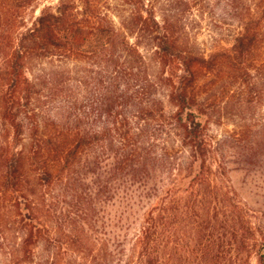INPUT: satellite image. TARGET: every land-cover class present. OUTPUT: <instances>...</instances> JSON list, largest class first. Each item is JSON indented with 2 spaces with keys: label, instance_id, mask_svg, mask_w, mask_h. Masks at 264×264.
<instances>
[{
  "label": "trees",
  "instance_id": "16d2710c",
  "mask_svg": "<svg viewBox=\"0 0 264 264\" xmlns=\"http://www.w3.org/2000/svg\"><path fill=\"white\" fill-rule=\"evenodd\" d=\"M38 1L0 0L7 264H264V0L209 54L150 0Z\"/></svg>",
  "mask_w": 264,
  "mask_h": 264
},
{
  "label": "rangeland",
  "instance_id": "374dc122",
  "mask_svg": "<svg viewBox=\"0 0 264 264\" xmlns=\"http://www.w3.org/2000/svg\"><path fill=\"white\" fill-rule=\"evenodd\" d=\"M156 7L160 17H175L177 29L184 41L195 47L197 50L209 54L211 51L222 48H232L236 37L243 30V23L249 17V9H261V0H150ZM58 0H40L26 9L25 18L30 24L31 21L40 15L41 9L47 5H56ZM231 4L232 7L227 6ZM257 5V7L255 6ZM261 6V7H260ZM264 15V14H263ZM264 101V100H263ZM231 111V109H229ZM229 111V112H230ZM261 116L264 115V102L261 106ZM220 125L212 127L215 134L224 135L225 131H234L239 118L235 111L228 114ZM232 115V116H231ZM3 122L0 120V139L4 135ZM3 140V139H2ZM240 176L236 177L237 186L241 187ZM253 188L250 184L244 188L246 193ZM7 197L2 194L0 186V214L3 215L4 222L7 221L5 215L7 210ZM16 237L17 235L14 234ZM14 243L18 244L19 240ZM3 250L0 248V264H7ZM75 256H67L61 264L71 262ZM82 261V260H81ZM84 264V263H81ZM256 264V262H253Z\"/></svg>",
  "mask_w": 264,
  "mask_h": 264
}]
</instances>
